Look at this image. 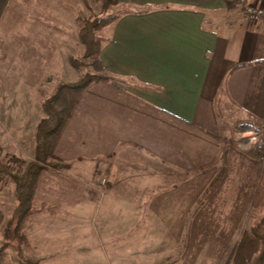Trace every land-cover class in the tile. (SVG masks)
Returning a JSON list of instances; mask_svg holds the SVG:
<instances>
[{
    "label": "crops",
    "instance_id": "0c3cea01",
    "mask_svg": "<svg viewBox=\"0 0 264 264\" xmlns=\"http://www.w3.org/2000/svg\"><path fill=\"white\" fill-rule=\"evenodd\" d=\"M117 1L110 10L117 17L100 31L109 80L80 95L54 155L68 163L72 179L104 177L105 209L113 205L127 216L147 202L154 211H176L177 196L192 204V195L225 176L240 151L233 124L264 121V18L250 22L238 0ZM79 4L0 0V46L9 53L0 80L8 83L5 97L31 99L50 44L63 49L67 36L79 40ZM123 218L112 226L123 231L138 219ZM57 245L51 248L58 252Z\"/></svg>",
    "mask_w": 264,
    "mask_h": 264
},
{
    "label": "rangeland",
    "instance_id": "374dc122",
    "mask_svg": "<svg viewBox=\"0 0 264 264\" xmlns=\"http://www.w3.org/2000/svg\"><path fill=\"white\" fill-rule=\"evenodd\" d=\"M112 6L103 11L100 0H80L76 22L80 26L82 20L92 16L103 18L116 15L110 11L114 10ZM102 28L96 32L101 41ZM65 39L63 49L57 48L56 43L50 44L48 67L34 74L31 99L8 98L7 80L6 84L0 83V163L8 165L6 169L0 170L2 262L27 264V260H33L38 264H232L234 245L243 232L249 230L264 214V208L257 209L250 205L264 164L259 159L249 160L236 143L234 145L240 151L235 150L231 154L223 179L204 194L192 195V204L188 203V195L187 201L185 197L177 196L176 211L165 208L154 211L146 202L144 208L137 213L128 211L127 216L123 214L124 211L113 209V205L106 209L103 207L106 183L102 175L94 172L89 178L83 176L72 179L65 175L70 172L67 170L68 163L60 159L58 167L48 165L38 177L34 192L35 211L27 215L20 228L23 242L4 236L6 224L17 205L10 174L21 172L26 163L34 160L36 124L45 116L41 101L50 96L60 82H75L86 72L104 74L103 70H97L90 58L83 56L84 45L80 39L77 40L74 35ZM3 47L1 44L0 80L4 79L2 72L7 71L9 59V53L2 50ZM72 59L76 60L75 65ZM34 72H39V68H34ZM3 86L5 93H1ZM16 104L21 109L16 110ZM231 136L234 140L233 127ZM14 156L22 162L12 168L10 160ZM88 172V167L83 168L82 174ZM67 182L71 189L65 186ZM150 197L147 195L146 200ZM123 217H127L128 221L138 219L134 226L122 228L123 231L120 227L112 226L113 221ZM109 230L114 234L113 237H108ZM84 238L90 242L84 241ZM55 245L59 246L58 252L51 248Z\"/></svg>",
    "mask_w": 264,
    "mask_h": 264
},
{
    "label": "trees",
    "instance_id": "16d2710c",
    "mask_svg": "<svg viewBox=\"0 0 264 264\" xmlns=\"http://www.w3.org/2000/svg\"><path fill=\"white\" fill-rule=\"evenodd\" d=\"M100 1L103 11L118 2L117 0ZM116 17V15H109L103 18L92 16L82 20L80 23L79 39L84 45L83 56L90 58L94 66L98 68L97 70H103L104 68L99 56L102 41L96 32L98 29L112 22ZM75 61V59H72L74 65ZM107 80L109 78L104 74L86 72L75 82H60L55 91L41 101V107L45 116L40 118L36 124L34 160L26 163L21 172L14 174L10 172L15 186L17 205L6 224L4 230L5 237H14L20 243L23 242L24 237L20 234V228L27 215L35 211L33 208L34 192L38 177L46 166L50 165L55 168L60 165V159L55 157L53 148L67 119L71 115L80 95L91 83ZM244 152L252 158L258 159V154L255 151L246 150ZM21 162L18 157L14 156L10 160V163L13 164L10 167L13 168L15 164H21ZM7 166L0 163V170L6 169ZM250 205L257 209L264 208V166H261L259 177L250 199ZM1 250L0 248V264H11L2 262ZM232 253V264H264V214L249 230L243 232L240 240L234 245ZM27 264L38 263L33 260H27Z\"/></svg>",
    "mask_w": 264,
    "mask_h": 264
},
{
    "label": "built area",
    "instance_id": "2783aa9c",
    "mask_svg": "<svg viewBox=\"0 0 264 264\" xmlns=\"http://www.w3.org/2000/svg\"><path fill=\"white\" fill-rule=\"evenodd\" d=\"M241 11L250 22H258L264 18V4L254 0H238ZM233 139L236 146L243 151L253 150L264 164V121L250 119L233 124Z\"/></svg>",
    "mask_w": 264,
    "mask_h": 264
}]
</instances>
